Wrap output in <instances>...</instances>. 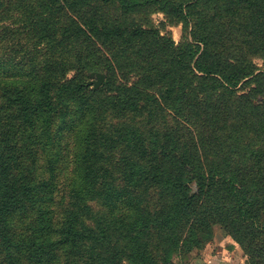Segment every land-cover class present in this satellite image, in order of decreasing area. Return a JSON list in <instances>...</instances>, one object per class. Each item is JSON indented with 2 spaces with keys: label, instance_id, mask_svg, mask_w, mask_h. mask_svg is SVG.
Returning a JSON list of instances; mask_svg holds the SVG:
<instances>
[{
  "label": "rangeland",
  "instance_id": "obj_1",
  "mask_svg": "<svg viewBox=\"0 0 264 264\" xmlns=\"http://www.w3.org/2000/svg\"><path fill=\"white\" fill-rule=\"evenodd\" d=\"M251 11L246 4H231V0H87L77 5L54 0L47 11L40 8L39 0L0 1V80L6 85L23 83L35 78L32 69L38 71L58 59L67 67L64 77L81 82L75 85L79 92L56 93L54 138L50 141H46L40 129L30 128L16 117L17 106L8 105L9 99L2 96L15 91L0 85L2 138L8 136L9 130L12 135H20L15 137L18 140L12 139V145L16 144L21 151V167H13L12 182L20 183L22 176L26 177L23 182L48 180L51 184L47 190L51 193L45 197L52 198L53 216L60 221L58 224L62 223L71 203L77 201L73 190L80 177L78 156L91 125V135L101 147L100 178L96 190L85 201L97 219L102 220L100 225L109 236L106 242L114 246L119 263L139 264L142 260L139 251H146L145 257L152 254L156 264H264V53L254 52L252 39L247 35L246 22ZM45 12H49L48 30L56 34L61 47L46 33L38 35L31 30L32 21ZM90 18L101 25L127 28L140 25L148 30L147 44L134 41L99 45L104 56L95 60L89 70L81 69L77 55L82 41L68 36L71 32L66 29L64 44L60 37L63 27L83 24ZM198 33L202 38L209 37V51L215 57L221 55L222 62L228 60V64L225 62L228 68L245 69V59L253 66L240 71V78L235 76L236 71L232 73L234 76L226 74L225 79L207 75L202 67L211 59L202 57L205 43L198 40ZM167 45L184 52L185 59L180 64L178 50L170 55ZM148 46L155 47L157 55L150 56ZM172 67L175 82L163 76ZM100 74H104V79L96 84ZM120 93L131 95L137 111L118 107L116 100ZM106 95L113 97L109 104L103 102ZM125 124H135L141 129L147 150L158 154L153 160L156 165L162 166L164 160L176 157L180 143L199 153L204 148L201 154L209 162L230 165L204 167L215 172V180L226 178L228 186L222 190V184L219 185L205 197L203 205L198 204L195 219L187 221L189 217H185L178 227V216L171 219L165 216L178 199L174 192L165 189L172 185L148 174L149 178L136 186L133 177L127 174L126 160L132 156L133 148L116 134V128ZM157 140L158 146L154 144ZM251 147L258 151V158L251 154ZM165 151L169 158L165 157ZM142 162L147 166L148 161ZM165 165L169 167H160L165 173L178 176V167ZM105 170L109 171L107 176L103 174ZM194 172L189 173L188 177L193 178L187 184L192 193H198L200 184ZM115 181L117 189L122 188L126 196L121 199L114 196L115 201L105 202L103 193L109 188L106 184ZM231 185L240 189L248 201L258 200L251 214L239 215L238 197ZM37 205L41 204L30 203L25 213L19 211L11 217L9 232L14 242L33 231ZM220 207L224 208L222 214ZM158 217L162 219L159 221ZM85 219L94 223L93 218ZM193 225L198 229L191 232ZM232 225L242 230V237L233 233ZM2 233L0 229V264H10ZM138 242L141 250L137 249ZM52 251L43 258L27 249L21 254L19 250L14 252L19 253L20 264H66L67 251Z\"/></svg>",
  "mask_w": 264,
  "mask_h": 264
},
{
  "label": "trees",
  "instance_id": "obj_2",
  "mask_svg": "<svg viewBox=\"0 0 264 264\" xmlns=\"http://www.w3.org/2000/svg\"><path fill=\"white\" fill-rule=\"evenodd\" d=\"M0 1L2 2L4 0ZM52 1L54 0H48V2H46V0H39V6L42 10L47 11ZM62 1L68 5L69 3L77 5L87 2V0ZM231 4H246L247 9L250 8L252 10V15L249 21L246 22L247 35H250L252 39L254 52L264 53V0H231ZM48 14L49 12L42 13L39 18L34 19V21H32L31 30L38 35L46 33L50 40L56 41V46L61 47L62 45L57 43L58 38L56 34L50 33L48 30L49 26L46 25L49 21ZM63 29L64 31L60 37L62 44H64L65 36H67V34H64L65 29L71 32L68 36L82 41L81 52L77 55V62L81 69L89 70V68L94 65L95 60L104 56V54H102L104 51L99 45L107 47L109 44H127L133 43L134 41L142 42L141 44L144 46L147 44L146 37L148 30L140 25H135L132 28H127L123 25H101L98 20L90 18L83 24L72 23L69 27H63ZM196 36L200 42L205 43L202 57L211 59L207 65L202 67V72H206L207 75H220L225 79L228 78L227 75H231L233 71H236L235 76L240 78V71H245L253 66L250 60L245 59L243 62L245 63V69L244 67H236L233 70L230 69V67L228 68V65L225 66V62L228 64V60L222 62L220 60V58H223L221 55V57L219 55L215 57V54L209 51V47L211 48L209 37L202 38L199 33ZM166 47L170 49V55H175L178 50V64H180L181 59H185L182 50L176 49L172 45H167ZM147 52L150 56L157 55V49L155 47L149 48ZM239 62L242 63V61H238V63ZM32 70V74L35 75V78H30L23 83L6 85V82L0 80V85L5 84L9 90H13V92L15 91L16 93H3L2 96L9 99L8 105L12 104L17 106V118L20 117L30 128L40 129L41 134L44 133L46 136V141H50L54 138L52 134V123L55 116L56 93L58 91L65 94L79 92L76 86L78 84L81 85V82L75 83L77 78L66 79L64 75L67 67L64 62H59L58 59L46 63V66L42 69H38V71L35 69ZM61 74H63L61 79H56V77ZM163 76L168 81L175 82L176 80L173 67L169 72L163 73ZM232 76H234V74H232ZM191 82H189V85ZM220 83L222 84V81ZM112 100L113 97L106 95L103 102L109 104ZM116 102L119 104L118 107L123 108V110L137 111L136 102L131 98L130 94L123 95V93H120ZM191 106H194V104ZM123 127L124 125L117 127L116 134L133 148L131 149L132 156L127 157L128 160H126L129 169V173L127 174L133 177L136 186L149 178L148 174L153 175L157 179L159 178L161 182L172 185L165 187V189L174 192L178 199L172 211H169L165 216L170 219L178 216V227L182 226V220L185 217H189L187 221L195 219L194 214H196L198 204L203 205L202 201L205 197L209 194H213L215 190L219 188V185L222 184L220 187L222 190H225V186H228L229 182L226 178L223 180H215V172L210 169H205L204 167H229L230 165H222L216 161L209 162L208 157L201 154L204 148L202 152L199 153L196 149L192 150L184 142L180 143V145H178V155L176 157L167 159L169 161L164 160L162 166L156 165L153 160L157 159L158 154L156 151L147 150L141 129L135 124H125V127ZM6 134L8 136L3 139L2 133L0 132V188L2 189L0 195V229L3 232V239L7 241V257L9 263L20 264L17 256L19 253L15 254V250H19L21 254L27 249L33 251V254H35V252L38 253V255L35 256L43 258L45 256L44 254H49L52 250L64 249L69 254L66 264H121L116 257V252L113 251L114 246L111 245L110 242H106L109 240V236L106 234L105 227L100 225L102 220L97 219L93 208L85 201L87 200L86 198L96 190L95 184L100 178V167H98V164L101 157L99 151L101 147L95 140V137L92 136L93 132H91V125L83 138L84 147L78 156L80 177H78V184L73 190L75 192L73 197L76 198L77 201L71 203L69 211L64 215L66 217H63L62 223L60 224H58L60 221H56L53 216V211L50 207L52 198L45 197V195L51 193V191L47 190L48 185L51 184L48 180L42 179L41 181L23 182L26 177L22 176L18 180L20 183L14 184L12 182L10 177L13 176V167H21V151L17 150L18 146L16 144L15 146L12 145V139L20 135L19 133L12 135L11 130ZM165 136L167 137L168 135ZM158 143L159 141L157 140L154 144L158 146ZM254 147L255 146H253V148ZM163 148L164 146L162 145L161 152H163ZM250 152L258 158V151H254L251 147ZM164 155L166 158H169L167 151L164 152ZM262 156H264V154H262ZM143 160L148 161V167L143 165ZM165 164L178 167V176L173 173H165L166 170L160 168L169 167V165ZM196 167L198 171H195ZM193 172L196 173V178L200 184L198 193H192L190 186L187 184V180L193 178V176L188 177V175ZM103 174L107 176L109 171L105 170ZM116 183L117 181L112 184H106L109 185V188L103 193L105 202L115 201L114 196L118 199L126 196V194L122 193V188L117 189ZM230 187L238 197L236 207L239 215L245 213L248 215L251 214V210L255 203H258V200H252L250 202L245 195L240 194V189L236 190V187L232 185ZM33 202L35 204H41L39 206L37 205L38 213L36 225L32 227L33 231L30 235H26L22 237V240L14 242L9 232L11 217L19 211L25 213L28 210V205ZM136 210H139L138 206ZM204 210L207 212L206 207ZM223 210L224 208L220 207V214L223 213ZM229 214L232 215L233 213ZM86 216L88 218H93L94 223H88L85 219ZM204 216L207 218V213H205ZM161 219V217H158L159 221ZM171 225L173 227L176 226L173 222ZM194 225L190 230L191 232L198 229V227ZM209 226L210 221L207 224V227ZM232 229L234 234H238V238L242 237L243 232L240 228L238 229L235 225H232ZM256 235L254 234V237H256ZM179 245L180 240H178V246ZM140 247L141 245L138 242L137 249L141 250ZM101 250H104L106 256ZM139 252L142 258L139 264H156L152 254L148 253L150 257H145L146 251Z\"/></svg>",
  "mask_w": 264,
  "mask_h": 264
},
{
  "label": "water",
  "instance_id": "obj_3",
  "mask_svg": "<svg viewBox=\"0 0 264 264\" xmlns=\"http://www.w3.org/2000/svg\"><path fill=\"white\" fill-rule=\"evenodd\" d=\"M103 79H104V74H100L99 80L96 84H100Z\"/></svg>",
  "mask_w": 264,
  "mask_h": 264
}]
</instances>
